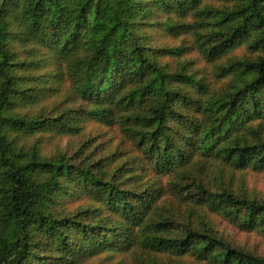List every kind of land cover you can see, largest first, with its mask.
<instances>
[{
	"label": "trees",
	"instance_id": "16d2710c",
	"mask_svg": "<svg viewBox=\"0 0 264 264\" xmlns=\"http://www.w3.org/2000/svg\"><path fill=\"white\" fill-rule=\"evenodd\" d=\"M250 172L264 0H0V264H264L211 220L264 236Z\"/></svg>",
	"mask_w": 264,
	"mask_h": 264
},
{
	"label": "rangeland",
	"instance_id": "374dc122",
	"mask_svg": "<svg viewBox=\"0 0 264 264\" xmlns=\"http://www.w3.org/2000/svg\"><path fill=\"white\" fill-rule=\"evenodd\" d=\"M157 40L161 41L166 46H177L182 43L183 39H173L164 37L161 34L156 33ZM190 41V39H189ZM240 51H238L239 53ZM237 53V54H238ZM191 56H195L192 54ZM198 67L203 69V72L207 74L210 78V66L206 64H202L199 61L197 62ZM85 132L90 134L91 137L97 138L96 144H101V148L106 151V153L112 152L118 148L121 141V136L119 131L115 127L107 128L101 127L95 122H86L84 124ZM82 140L65 138L62 140H56L52 144L45 146V150L47 153H52L57 150V148H61L69 154H71L74 149L78 148V144L81 143ZM101 149V150H102ZM238 177V176H237ZM245 183L250 193L254 194L256 197L264 200V173H254L250 172L244 175ZM81 204V200L69 199L65 202L64 207L73 210ZM211 220L213 222V226L217 235L224 238L226 241L231 243L232 245L248 252L254 254L258 257L264 258V236L258 232H244L241 231L234 225L225 222L221 218L217 216H212ZM121 257L117 256L113 258L111 262L116 263L115 261H119ZM128 259L126 260V262ZM206 264V263H197L192 261L191 259H184L178 262H173L172 264Z\"/></svg>",
	"mask_w": 264,
	"mask_h": 264
}]
</instances>
